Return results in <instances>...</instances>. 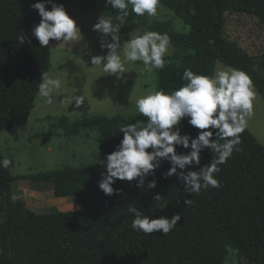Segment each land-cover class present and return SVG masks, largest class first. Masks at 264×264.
<instances>
[{
	"label": "trees",
	"instance_id": "trees-1",
	"mask_svg": "<svg viewBox=\"0 0 264 264\" xmlns=\"http://www.w3.org/2000/svg\"><path fill=\"white\" fill-rule=\"evenodd\" d=\"M35 2L0 0V131L26 124L42 73L50 68V43L47 48L40 47L32 36V28L41 19L31 7ZM53 2L62 4L68 14L75 9L90 14L104 10L109 17L116 11L104 0ZM160 4L188 25L189 32L178 33L165 21L148 25L147 30L167 33L175 48L173 55L164 57L165 67L155 71L157 90L179 88L185 83L181 79L185 69L212 75L215 62L220 61L245 71L264 100V47L260 57L254 59L236 41L224 36V15L228 11L254 16L264 25V0H160ZM45 6L51 9L50 3ZM139 18L130 12L125 25ZM22 35L27 38L24 44L18 41ZM144 119L140 114L58 119L57 125L65 135H77L85 129L97 131V161L40 173L36 178L51 181L57 197L77 196L81 210L35 212L23 199L12 195L14 177L10 168L14 161L10 159L12 164L7 169L0 167V210L4 214L0 222V264H223L230 249L237 257L264 264V145L247 128L240 135V151H234L219 166V189L184 192L183 183L175 175H163L170 167L167 160L161 161L141 189L135 180L119 179L113 188L122 189L120 193L105 195L99 189L101 173L106 171L101 159H106L122 139L120 125ZM181 131L195 137L200 130L185 118ZM176 151L189 150L178 146ZM215 155L205 148L200 154L201 164L189 168L199 170ZM152 180L155 188L148 189L146 185ZM157 193L164 199L155 202ZM130 206L142 209L149 217L179 214L181 218L167 235L159 230L146 235L131 228L134 217L128 212Z\"/></svg>",
	"mask_w": 264,
	"mask_h": 264
},
{
	"label": "clouds",
	"instance_id": "clouds-1",
	"mask_svg": "<svg viewBox=\"0 0 264 264\" xmlns=\"http://www.w3.org/2000/svg\"><path fill=\"white\" fill-rule=\"evenodd\" d=\"M46 3L51 4L50 10L46 8ZM104 3L116 10L115 15L107 18L99 16L92 29L101 36L100 48L108 51L103 55H90L91 65L99 66L103 73L114 75L117 79H124L129 62H142L148 72L163 69L166 65L164 57L169 54L171 47L167 33L147 30L143 34L130 35L122 46L119 35L130 12L137 17L145 14L156 17L160 0H104ZM31 7L41 17L32 28V36L38 40L40 47L47 48L50 40L71 45L82 40L80 27L62 4H56L53 0H36ZM108 37L111 39L108 40ZM26 39L25 35L18 37L20 44H24ZM181 79L185 83L179 88L170 92L149 91L135 100L136 112L145 119L120 125L122 139L106 155V159H101L106 171L101 173L98 187L105 195L122 191L113 188L117 179L129 182L135 180L139 189L145 187L146 178L154 174L162 160L170 164L163 175H175L183 183L186 193L199 194L202 190L221 187L216 174L221 170L219 166L225 164L234 151H240L237 147L242 142L240 135L254 112L257 98L255 85L245 71L230 66L212 75L185 69ZM40 81L38 94L48 105L53 104L54 97L60 103L71 105L74 102L76 107L86 101L83 95L76 94V90L58 99L62 94L59 77L44 72ZM185 118L190 126L200 130L195 137L190 133L182 134L181 122ZM178 146L189 151L177 152ZM205 148L215 153V158L199 170H191L189 166L201 164L200 154ZM11 164L12 160L7 157L0 160V167L5 169ZM155 185V180H152L146 187L153 189ZM163 199L158 193L153 196L155 202ZM166 206L162 205L159 209ZM128 212L134 217L131 228L146 235L157 230L167 235L177 227V221L181 218L179 214L170 218L165 215L149 217L136 206H130Z\"/></svg>",
	"mask_w": 264,
	"mask_h": 264
},
{
	"label": "rangeland",
	"instance_id": "rangeland-1",
	"mask_svg": "<svg viewBox=\"0 0 264 264\" xmlns=\"http://www.w3.org/2000/svg\"><path fill=\"white\" fill-rule=\"evenodd\" d=\"M69 15L80 27L83 38L75 45L51 40L48 73L61 79L62 94L58 99L76 90V94L83 95L86 101L76 107L74 102L68 105L60 103L54 97L53 104L48 105L37 94L26 124L21 128L0 131V156L14 161L10 171L19 182L48 183L51 181L39 180L36 175L66 166L84 167L97 161V131L85 129L77 135H65L57 125L60 117L65 116L73 121L95 114H139L135 110V100L149 91L157 90L156 69L148 72L140 61L126 65L128 73L124 74V79H117L114 75L103 73L99 66L91 65L90 55H103L108 51L100 48L101 36L92 29L99 16L108 17L104 10L90 14L75 9ZM224 20V36L236 41L254 59L259 58L264 47V25L254 16L232 11L225 13ZM155 21L169 22L170 27L178 33L189 32L188 25L177 18L173 11L160 4L156 17L145 14L133 23L121 27V46L130 35L143 34L148 25ZM174 51L171 44L168 55H173ZM225 67V64L216 61L214 73ZM246 128L264 145V100L258 92L254 112L248 119ZM70 198L72 204L66 208L67 211L83 208L77 196ZM59 207L49 201L37 213H50ZM3 219L4 214L0 210V222ZM226 257L223 264H253L247 257H237L236 252L231 249Z\"/></svg>",
	"mask_w": 264,
	"mask_h": 264
},
{
	"label": "crops",
	"instance_id": "crops-1",
	"mask_svg": "<svg viewBox=\"0 0 264 264\" xmlns=\"http://www.w3.org/2000/svg\"><path fill=\"white\" fill-rule=\"evenodd\" d=\"M12 195L13 197L23 199L35 212L42 210V207L49 201L60 206L59 211H67L70 204H72L69 201L71 196L57 197L54 194V185L52 182H19L14 178L12 182Z\"/></svg>",
	"mask_w": 264,
	"mask_h": 264
}]
</instances>
